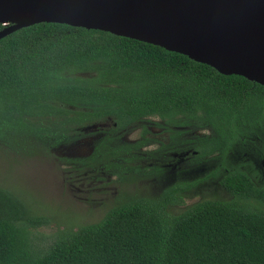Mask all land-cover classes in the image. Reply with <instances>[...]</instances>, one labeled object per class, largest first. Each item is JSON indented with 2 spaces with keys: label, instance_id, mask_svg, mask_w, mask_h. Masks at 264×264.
<instances>
[{
  "label": "trees",
  "instance_id": "16d2710c",
  "mask_svg": "<svg viewBox=\"0 0 264 264\" xmlns=\"http://www.w3.org/2000/svg\"><path fill=\"white\" fill-rule=\"evenodd\" d=\"M152 118L161 133L142 126L140 140L119 142ZM201 130L211 134L194 136ZM99 134L94 154L71 164L128 183L152 158L215 156L206 180H218L232 199L177 211L204 179L178 181L157 197L126 194L99 222L62 231L43 248L35 232L52 218L0 188V264H264V184L254 158L264 160V86L65 24L0 40V150L36 156ZM152 144L162 147L143 151Z\"/></svg>",
  "mask_w": 264,
  "mask_h": 264
},
{
  "label": "water",
  "instance_id": "95a60500",
  "mask_svg": "<svg viewBox=\"0 0 264 264\" xmlns=\"http://www.w3.org/2000/svg\"><path fill=\"white\" fill-rule=\"evenodd\" d=\"M43 23L145 42L264 86V0H0V40Z\"/></svg>",
  "mask_w": 264,
  "mask_h": 264
},
{
  "label": "rangeland",
  "instance_id": "374dc122",
  "mask_svg": "<svg viewBox=\"0 0 264 264\" xmlns=\"http://www.w3.org/2000/svg\"><path fill=\"white\" fill-rule=\"evenodd\" d=\"M158 124L161 121L157 118L145 120L118 137L119 142L135 143L140 140L142 126H148L152 133L159 134L162 128ZM210 134V130H201L194 136ZM194 136L188 135L187 138ZM102 137L103 134H99L36 156H18L0 150V188L18 195L34 213L53 220L49 227L35 232L43 248L52 245L62 231L99 222L126 194L157 197L178 181L204 179L202 186L187 198L184 206L176 208L177 211L202 200L232 199L218 180H206L214 169L212 162L217 158L215 156L191 158L188 153H180L172 158H152L142 164L141 172L128 183L121 182L116 176L95 173L70 163V160L92 156ZM161 147V144H152L143 151L155 153ZM255 154L252 151V155ZM254 158L257 159L255 168L259 170L260 183L264 184V160L257 156Z\"/></svg>",
  "mask_w": 264,
  "mask_h": 264
}]
</instances>
